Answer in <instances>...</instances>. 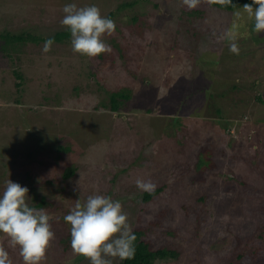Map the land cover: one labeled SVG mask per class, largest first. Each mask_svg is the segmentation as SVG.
<instances>
[{"label": "rangeland", "instance_id": "rangeland-1", "mask_svg": "<svg viewBox=\"0 0 264 264\" xmlns=\"http://www.w3.org/2000/svg\"><path fill=\"white\" fill-rule=\"evenodd\" d=\"M124 1L0 0V34L52 36L66 28L69 3L95 4L116 23L104 56L74 53L71 37L48 53L43 39L0 51V193L11 180L44 198L37 209L52 217L55 239L42 264H89L61 240L70 234L63 217L93 194L119 200L132 229L149 227L154 247L177 251L153 264H230L264 219V31L244 8L210 6L181 30V0H137L134 23L132 8H118ZM209 78L201 116L194 105L181 111ZM119 88L131 93L124 107L101 106ZM59 146L67 149L56 156ZM200 151L209 167L197 168ZM67 167L75 172L65 178ZM138 178L160 193L143 201ZM0 247L24 264L2 233ZM245 253L234 264H250Z\"/></svg>", "mask_w": 264, "mask_h": 264}, {"label": "clouds", "instance_id": "clouds-1", "mask_svg": "<svg viewBox=\"0 0 264 264\" xmlns=\"http://www.w3.org/2000/svg\"><path fill=\"white\" fill-rule=\"evenodd\" d=\"M189 8L197 7L199 0H183ZM253 4L257 7H253ZM243 6L254 19L253 31H264V0H253ZM60 23L71 34V48L82 56L96 57L111 52V46L103 37L116 30V23L102 14L95 4L78 7L65 4ZM54 38L49 37L42 52L51 51ZM239 54V47L232 43L229 49ZM136 187L152 192L156 185L151 181L137 179ZM28 188L8 180L0 193V233L10 238L13 247H19L24 264H42L46 252L55 239L50 223L52 217L44 210L30 207L26 202ZM75 206L63 217L70 225V243L73 251L89 260V264H114L116 259L130 260L135 255L136 234L128 221L119 200L110 196L93 194L86 201L76 200ZM0 264H13L8 251L0 247Z\"/></svg>", "mask_w": 264, "mask_h": 264}, {"label": "trees", "instance_id": "trees-1", "mask_svg": "<svg viewBox=\"0 0 264 264\" xmlns=\"http://www.w3.org/2000/svg\"><path fill=\"white\" fill-rule=\"evenodd\" d=\"M137 0H126L122 2L118 8L125 9V8H132V16H131V22L136 23L139 19V13L135 10L134 6L136 4ZM245 4H253V0H199V3L197 7L195 8H189L187 5L183 3V0H181L180 6H181V14L179 17L183 18L178 19L179 20V29L186 30V19L192 18L194 16V13H198L200 11H203L206 7H216L218 9H221L225 12H237V10H241ZM253 7H257V5L253 4ZM113 13H109L107 17H114ZM189 21V20H188ZM178 29V32L181 31ZM178 35V34H176ZM54 38V42H62L64 40H67L71 37L70 32L65 28L62 31H56L52 36H49ZM49 37L42 38L40 35L36 34L33 35L31 32L28 31H20L19 33L15 34L12 32H4L0 34V51H3L5 55H12V52L16 49V47H19L20 45L24 44L27 40H41L43 39L46 41ZM181 39L176 37L171 41L173 45L180 44ZM192 52V51H191ZM105 53L100 54V56H104ZM15 77L20 80V74L16 71H14ZM214 81L212 78H209L207 83H201L195 87L196 92L193 94H189L191 96V102H184L181 106V111L192 108L191 106H196L195 111L196 114H198V109L200 108L199 101L200 99H205L207 96L210 95V87H212ZM19 84V83H18ZM193 87H191L192 89ZM231 88H237L236 85L230 86ZM187 89V88H186ZM194 89V88H193ZM224 93H227V91H224ZM222 93L221 95H223ZM201 94V95H200ZM188 95V96H189ZM131 96L130 91L127 88H119L117 90H114L109 95V100L107 103H102L101 106L107 107L110 111L116 112L119 109H122L126 102L129 101ZM224 97V96H223ZM259 101L262 102L263 99H261L259 96L257 97ZM218 111L221 109L218 108ZM201 116V115H199ZM36 140V139H35ZM66 147H56V156H59L60 154L58 152L66 151ZM204 151L199 152V158L197 162V168L202 165H207L208 167L212 164L210 160L207 159ZM56 162V161H55ZM75 172L73 167H67L63 171V176L66 178L70 175H72ZM30 189V188H29ZM161 189L156 188L152 192H146L143 193V201L152 200L155 196H157L160 193ZM31 200V201H29ZM39 201V200H38ZM35 199V192L33 190L28 191V196L26 197V202L29 203L30 207H41L42 203L44 202V198H41V200L38 202ZM165 211H161L158 216H163ZM152 224L155 225V222H152ZM153 225V226H154ZM149 227H135L133 228L134 233L136 234V242H135V255L130 260H123L120 261V264H153V262L156 259H165L167 257H175L177 254V251L170 248L165 247H154V245L151 243L149 239H147L146 233H148ZM152 230V229H151ZM71 237L70 234H68L64 239L61 240L62 244L64 245V249L70 248ZM259 240V241H258ZM245 252H250L252 256V260L250 264H264V219L260 223V225L257 227L255 232L252 236L248 238L245 245L235 254V258L231 261H229L230 264H234V260L240 261L242 257L246 254Z\"/></svg>", "mask_w": 264, "mask_h": 264}]
</instances>
